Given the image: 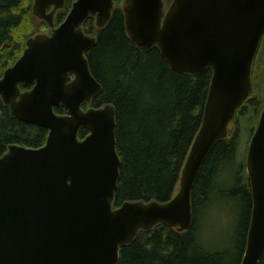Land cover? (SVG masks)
Here are the masks:
<instances>
[{"label": "water", "instance_id": "1", "mask_svg": "<svg viewBox=\"0 0 264 264\" xmlns=\"http://www.w3.org/2000/svg\"><path fill=\"white\" fill-rule=\"evenodd\" d=\"M66 0H34L33 15L51 33L26 42L22 57L0 80V98L13 118L49 132L45 146L11 145L0 158V264H118L120 250L158 226L188 232L193 191L218 142L228 140L253 90V66L264 37V0H125L131 41L158 48L178 73L211 70L202 125L174 196L167 202H126L115 208L121 159L116 108L92 107L102 85L87 53L97 38L85 33L111 22L114 0H77L56 28ZM49 9H52L49 12ZM21 87L31 88L22 92ZM87 105L88 109H84ZM56 108H63L58 115ZM81 131L89 135L80 139ZM246 170L252 216L242 264L264 255V110L251 139Z\"/></svg>", "mask_w": 264, "mask_h": 264}, {"label": "trees", "instance_id": "2", "mask_svg": "<svg viewBox=\"0 0 264 264\" xmlns=\"http://www.w3.org/2000/svg\"><path fill=\"white\" fill-rule=\"evenodd\" d=\"M102 30L88 22L97 45L87 53L94 78L103 91L93 101L99 108H116L117 151L121 159L115 208L126 202H167L176 191L181 171L200 130L213 73L175 72L158 48L143 50L130 39L120 4ZM173 0H165L170 5ZM76 0H67L56 17V26L67 18ZM47 24L33 15V0H0V80L22 57L26 42ZM94 36V37H95ZM253 90L239 109L235 132L218 142L202 167L193 191V226L181 232L158 226L142 232L120 250L118 264H242L252 216V195L246 160H238L239 121L246 120L252 139L264 110V37L253 67ZM87 109V106H84ZM64 115L63 108H56ZM49 132L15 120L0 98V158L9 146L29 149L45 146ZM89 133L81 131L84 140ZM240 204L233 248L226 244L209 248L201 234V216L214 198ZM264 264V255L261 263Z\"/></svg>", "mask_w": 264, "mask_h": 264}, {"label": "rangeland", "instance_id": "3", "mask_svg": "<svg viewBox=\"0 0 264 264\" xmlns=\"http://www.w3.org/2000/svg\"><path fill=\"white\" fill-rule=\"evenodd\" d=\"M120 7L121 10H123L122 4ZM47 27L49 28V26ZM44 33L48 32H38L35 35ZM35 35H33L32 37H34ZM92 35L93 33H91V36ZM239 125L240 144L238 151V160L244 161V159L246 160L247 158L251 137L247 121L242 119L241 121H239ZM230 129L232 131L230 137H232L235 132V124H233ZM227 203L229 202L217 195L214 198L212 206L208 209V211H206V213H204V215L201 216V234L203 235L205 245L211 249L215 246H221L222 244H226L229 247L233 248L232 240L235 236V231L237 228V216L240 214V204L230 203L229 205H227Z\"/></svg>", "mask_w": 264, "mask_h": 264}, {"label": "flooded vegetation", "instance_id": "4", "mask_svg": "<svg viewBox=\"0 0 264 264\" xmlns=\"http://www.w3.org/2000/svg\"><path fill=\"white\" fill-rule=\"evenodd\" d=\"M125 0H123L122 2H124ZM114 2H115V6H114V11H113V15H114V12H115V10H116V6H117V3H116V0H114ZM122 2H121V4H122ZM121 4H120V6H121ZM52 11V9H49V12H51ZM61 12V11H60ZM59 14V12L56 14V16H55V26H56V17H57V15ZM113 18V17H112ZM88 22H91L90 24H94V26H95V28L96 29H98L97 27H96V25H95V20L94 19H89L88 21H87V23ZM85 24V26H84V30H86L87 29V27H88V24ZM59 27V26H58ZM56 28H57V26H56ZM99 30V29H98ZM86 32V34L87 35H89V36H91V33H92V31H90V30H86L85 31ZM48 33H51V31H50V28H49V32ZM93 36V35H92ZM91 36V37H92ZM94 37V36H93ZM262 43V42H261ZM31 88H25V87H21V90H22V92H26V91H28V90H30ZM93 107V106H92ZM95 108V107H94ZM88 109V108H87ZM86 110V109H85Z\"/></svg>", "mask_w": 264, "mask_h": 264}]
</instances>
